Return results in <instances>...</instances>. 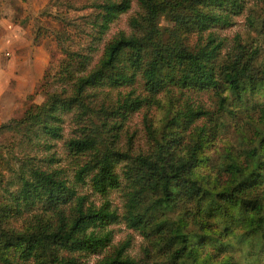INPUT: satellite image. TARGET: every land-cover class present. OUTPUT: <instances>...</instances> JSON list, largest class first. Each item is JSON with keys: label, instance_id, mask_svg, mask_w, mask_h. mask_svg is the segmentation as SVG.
<instances>
[{"label": "trees", "instance_id": "16d2710c", "mask_svg": "<svg viewBox=\"0 0 264 264\" xmlns=\"http://www.w3.org/2000/svg\"><path fill=\"white\" fill-rule=\"evenodd\" d=\"M131 1H93L87 52L61 47L65 64L56 75H51L57 85L42 102L32 103L21 117L0 123V135L16 132L13 142H0V264H80L78 253L100 252L110 240V231L104 227L119 220L120 214L107 201L99 206L86 204L84 194H77L60 167L53 166L58 158L50 152L53 141L63 134L65 116L61 110L70 109L68 113L76 106L83 111L89 106L90 113L95 111L88 104L87 87L93 89L92 96L98 85L115 88L140 79L147 93L139 96L129 90L120 94L113 111L123 114L154 100L158 92L173 85L194 90L222 86L237 94L235 98L241 97V91L253 94L264 86V59L260 66L263 75L257 78L254 74L256 49L248 50L236 37L232 49L218 61L225 47L224 39L209 30L231 24L232 13L241 10L243 0H138L142 12L130 17L134 31H119L106 40L97 60L87 68L94 58L96 44ZM161 16L171 25L160 26ZM192 32L196 39L188 45L186 40ZM69 83L71 88L65 86ZM227 97L220 95L221 103ZM208 114L209 110L186 102L167 116L158 135L145 116L147 134L154 142L152 150L138 153L125 164V176L132 184L122 216L144 234L150 230L156 233L161 245L168 246L166 257L170 263L175 262L171 264L185 257L196 261V245L191 241L196 233L192 228L186 229L187 223L192 220L194 225L207 229L205 222L215 207L231 219L250 221L248 228L259 234L264 247V178L257 182L264 177V164H257L252 172L228 149L223 166L230 173V180L222 188L210 186L208 172L203 170V150L216 137L218 123L211 129L197 122ZM65 142L70 153L78 154L93 147L94 137L71 136ZM260 144H264V138ZM15 147L20 150L15 152ZM40 150L49 153L39 155ZM113 151V155L118 154ZM252 152L256 154L257 147ZM90 159L75 170L77 180L90 175L92 188L102 194L120 186L114 156L103 155L94 158V162ZM3 169L11 173L7 175ZM148 190L157 191V195L149 201L142 200ZM208 196L217 199L219 206L206 199ZM181 202L190 205L176 220L150 215L151 209L167 211ZM25 211L30 216L23 228L9 225L13 217ZM204 234H197V238L205 240ZM126 247L127 242H123L95 264H137Z\"/></svg>", "mask_w": 264, "mask_h": 264}, {"label": "rangeland", "instance_id": "374dc122", "mask_svg": "<svg viewBox=\"0 0 264 264\" xmlns=\"http://www.w3.org/2000/svg\"><path fill=\"white\" fill-rule=\"evenodd\" d=\"M93 1L96 0H0V123L21 117L32 103L42 102L47 92L57 85L51 75H56L65 64L61 47L87 52L88 20L93 11ZM140 12L142 9L138 0H132L130 7L110 23L103 39L96 44L97 48L92 52L94 58L87 68L97 60L106 40L119 31H134L130 17ZM231 21L228 25L209 28L224 39L225 47L218 61L223 59L228 49H232L237 37L248 50L256 49L254 74L258 78L263 75L261 62L264 59V0H243L241 10L232 13ZM159 24L171 25L164 16L159 18ZM195 39L196 34L192 32L186 42L191 45ZM219 76L221 75L218 74ZM65 86L71 88V83ZM96 88L98 90L92 96L93 89H85L90 100L89 103L86 102L95 110L93 113H90L89 106L83 111L76 106L68 113L70 109L60 111L65 116L63 134L61 138L53 141L50 148V152L58 158V161L52 163L53 166L60 167L69 183L75 186L77 194H84L86 204L99 206L107 201L110 208L116 209L120 214L119 220L111 221L104 227V230L110 231L108 244L100 252L78 253L79 262L95 264L115 247L127 242L126 252L137 260V264L175 263H170L167 259L165 247L168 246L161 245L158 236H154L156 233L152 234L153 231L150 230L144 234L142 230L130 226L122 216L128 201L127 191L132 184L125 176V164L138 153L150 152L154 143L147 134L144 117L147 116L158 135L163 130L167 116L176 113L186 102L209 110V114L199 118L197 122L205 123L211 129L218 123V133L203 150L206 164L202 169L208 172L207 181L210 186L222 188L231 177L224 169L225 165L223 166L227 160L224 155L228 149L237 155L241 165L252 172L257 164H264V144H260L264 138V119L261 116L264 86H259L253 94L241 91V97L235 98L237 94H232L222 86L194 90L173 85L158 92L154 100L150 99L140 107L123 114L113 111L120 94H126L129 90L139 96L147 93L140 79L130 85L115 88L98 85ZM220 95L228 96L223 103ZM85 135L94 137L93 147L83 153H70L65 141L71 136ZM15 136L16 132L7 131L0 135V142H13ZM253 147H257L256 154H252ZM13 150L18 152L20 148L15 147ZM112 151L118 154L113 155ZM47 153L49 152L43 150L37 152L39 155ZM103 155L117 159L115 169L120 180V186L110 189L106 194L92 188L90 175L87 174L81 181L75 177V170L80 164L91 161L90 158L94 162V158ZM3 172L7 175L11 173L8 169H3ZM130 173L134 175L133 171ZM263 178L261 176L257 182H263ZM156 195L157 191L148 190L142 200L149 201ZM206 199H212L219 206L217 199L209 196ZM189 205L181 202L167 211L161 210L162 208L151 209L150 215L159 218L162 215L163 218L173 221L183 215ZM28 216L30 212L25 211L22 215L13 217L9 225L23 228L25 220H29L26 218ZM208 216L205 222L207 229L194 225L192 220L187 223L186 229L192 228L196 233L191 239L196 245V261L192 257H185L178 260L177 264H264V247L261 246L259 234L248 228L250 221H238L234 217L231 219L216 207L211 208ZM203 232L205 240L198 239L197 234Z\"/></svg>", "mask_w": 264, "mask_h": 264}]
</instances>
